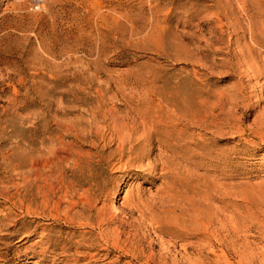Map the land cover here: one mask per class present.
Here are the masks:
<instances>
[{"label":"rangeland","instance_id":"rangeland-1","mask_svg":"<svg viewBox=\"0 0 264 264\" xmlns=\"http://www.w3.org/2000/svg\"><path fill=\"white\" fill-rule=\"evenodd\" d=\"M0 264H264V0H0Z\"/></svg>","mask_w":264,"mask_h":264},{"label":"bare ground","instance_id":"bare-ground-1","mask_svg":"<svg viewBox=\"0 0 264 264\" xmlns=\"http://www.w3.org/2000/svg\"><path fill=\"white\" fill-rule=\"evenodd\" d=\"M88 199H89V198H88ZM56 200H57V199H56ZM81 200H83V199H81ZM73 201H74V200H73ZM86 201H87V203H88V200H86ZM91 201H92V199H91ZM43 202H44V201H43ZM55 202H56V201H55ZM81 202H82V201H81ZM83 202H85V201H83ZM83 202H82V203H83ZM89 203H92V202H89ZM59 205H60V204H59ZM89 205H90V204H89ZM93 205H94V204H93ZM95 206H96V205H95ZM64 207H65V206H64ZM66 207H67V206H66ZM66 207H65V208H66ZM71 207H72V206H71ZM84 209H85V208H84ZM66 210H67V209H66ZM89 210H90V208H89ZM93 210H95V209H93ZM93 210H92V211H93ZM107 210H108V209H107ZM62 211H63V209H62ZM69 211H70V210H69ZM67 214H68V213H67ZM89 214H90V213H89ZM89 214H88V215H89ZM64 216H65V215H64ZM69 216H71V215H69ZM65 217H66V219H67V216H65ZM87 217H88V216H87ZM87 217H86V218H87ZM89 218H90V217H89ZM108 218H109V217H108ZM108 218H107V219H108ZM98 221H99V220H98ZM106 222H107V221H106ZM205 225H206V224H205ZM119 228H120V227H119ZM205 228H206V227H205ZM113 229H114V228H113ZM113 229H112V230H113ZM212 229H213V228H212ZM109 230H110V229H109ZM114 230H115V229H114ZM103 232H104V231H103ZM109 232H110V231H109ZM207 232H208V231H207ZM101 233H102V231H101ZM106 233H107V231H106ZM116 233H117V232H116ZM214 233H215V232H214ZM118 234H119V233H118ZM118 234H117V235H118ZM107 235H108V234H107ZM110 235H111V234H110ZM115 235H116V234H115ZM117 235H116V236H117ZM113 236H114V235H113ZM119 236H120V234H119ZM111 237H112V236H111ZM109 239H110V238H109ZM117 240H118V238H117ZM112 241H113V240H112ZM42 253H44V252H42Z\"/></svg>","mask_w":264,"mask_h":264}]
</instances>
